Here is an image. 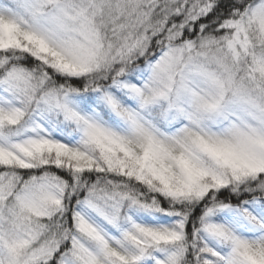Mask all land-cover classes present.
Returning a JSON list of instances; mask_svg holds the SVG:
<instances>
[{
    "label": "snow or ice",
    "instance_id": "6c2138e0",
    "mask_svg": "<svg viewBox=\"0 0 264 264\" xmlns=\"http://www.w3.org/2000/svg\"><path fill=\"white\" fill-rule=\"evenodd\" d=\"M0 264H264V0H0Z\"/></svg>",
    "mask_w": 264,
    "mask_h": 264
}]
</instances>
